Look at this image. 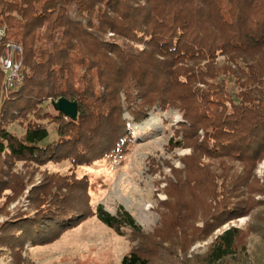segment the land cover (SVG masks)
Instances as JSON below:
<instances>
[{"label":"trees","instance_id":"1","mask_svg":"<svg viewBox=\"0 0 264 264\" xmlns=\"http://www.w3.org/2000/svg\"><path fill=\"white\" fill-rule=\"evenodd\" d=\"M0 31V155L92 166L125 155L135 142L131 124L157 108L183 114L182 139L171 140L174 148L234 159L248 171L264 155V0H0ZM8 51L20 66L21 80L13 86L1 64ZM62 97L78 101L76 119L55 109L53 102ZM15 124L25 129L22 135L10 130ZM253 176L218 177L222 190L213 200L219 208L203 223L200 240L264 206L251 201ZM57 178L38 192L55 189L49 199L57 207L40 220L15 225L26 235L43 234L35 235V245L55 240L93 214L117 232L129 230L132 240L152 238L121 207L112 214L99 205L94 212L86 176ZM74 192L88 197L83 213L68 211V194ZM255 218L262 231L264 213ZM56 224L62 230L47 234ZM258 229L245 233L246 239ZM5 238L2 245L12 248L14 239ZM242 240L241 229L224 230L204 264H248L249 242ZM261 240L264 252V234ZM260 260L264 263V253ZM121 264L150 261L136 247Z\"/></svg>","mask_w":264,"mask_h":264},{"label":"rangeland","instance_id":"2","mask_svg":"<svg viewBox=\"0 0 264 264\" xmlns=\"http://www.w3.org/2000/svg\"><path fill=\"white\" fill-rule=\"evenodd\" d=\"M137 46L143 48V45ZM218 62L222 66L224 57H219ZM124 116L130 119L128 113ZM181 122L183 114L178 110L161 112L157 108L142 123L131 124L135 142L125 155L106 158L92 166L75 167L67 160L39 164L1 154L0 264H121L123 257L136 247L150 264H204L215 237L230 227L243 231L242 243L248 239V264H264L260 262L264 253L261 240L264 229L259 231L255 218L264 213V206L255 207L250 214L229 222L209 239L200 240L203 223L213 209L219 208L213 199L221 194V181L217 179L224 173L230 177L241 173L248 176L247 179L254 174V180L249 182L254 188L252 194L241 187L243 195L246 199L250 195L255 204L264 201V155L252 165L255 169L248 171L243 169L242 162L234 159L212 160L190 146L174 148L171 140L182 139ZM50 126V140H53L54 126ZM10 130L22 135L25 129L15 124ZM176 132H179L177 137ZM199 135L202 140V131ZM198 161L206 164L205 169ZM72 173L79 179L86 176L89 180V199L94 212L99 205L112 214L121 207L129 211L152 238L141 242L132 240L129 230L117 232L95 214L65 229L55 240L38 245L33 243L39 240L35 235L43 234L26 235L18 231L17 223L31 218L40 220L49 208L57 207L55 200L49 199L56 194L55 189L48 188L43 195L38 192L53 180L59 181L58 176ZM69 194L68 211H86L88 197L80 192ZM256 228L258 230L246 239L245 233ZM61 230L56 224L47 234ZM9 236L14 239L12 248L2 245L3 237Z\"/></svg>","mask_w":264,"mask_h":264},{"label":"built area","instance_id":"3","mask_svg":"<svg viewBox=\"0 0 264 264\" xmlns=\"http://www.w3.org/2000/svg\"><path fill=\"white\" fill-rule=\"evenodd\" d=\"M2 31H0V36H2ZM14 50L21 51V48L18 46L12 45L11 46ZM2 65L3 69L5 72L8 74L7 81L10 86L15 85L16 83L20 82V77H19V64H15L13 59H12V54H8L7 58L2 59Z\"/></svg>","mask_w":264,"mask_h":264},{"label":"water","instance_id":"4","mask_svg":"<svg viewBox=\"0 0 264 264\" xmlns=\"http://www.w3.org/2000/svg\"><path fill=\"white\" fill-rule=\"evenodd\" d=\"M53 105L56 110L60 111L64 115L76 119L78 115V101H70L67 98H60L57 101L53 102Z\"/></svg>","mask_w":264,"mask_h":264}]
</instances>
